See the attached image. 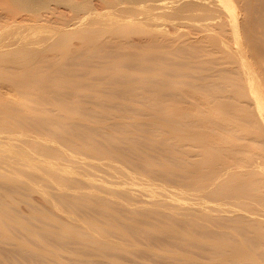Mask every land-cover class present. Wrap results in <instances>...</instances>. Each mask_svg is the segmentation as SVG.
<instances>
[{
	"label": "bare ground",
	"instance_id": "1",
	"mask_svg": "<svg viewBox=\"0 0 264 264\" xmlns=\"http://www.w3.org/2000/svg\"><path fill=\"white\" fill-rule=\"evenodd\" d=\"M166 1H3L14 7L0 13V179L31 170L44 201L19 216L0 186V247L32 264H264V13L256 0ZM52 2L74 16L57 19ZM89 207L117 224L64 221ZM71 245L87 257L64 258Z\"/></svg>",
	"mask_w": 264,
	"mask_h": 264
},
{
	"label": "rangeland",
	"instance_id": "2",
	"mask_svg": "<svg viewBox=\"0 0 264 264\" xmlns=\"http://www.w3.org/2000/svg\"><path fill=\"white\" fill-rule=\"evenodd\" d=\"M4 1V0H3ZM3 1L2 0H0V13L1 12H3L4 13V11L2 10L4 7H9V8H13L14 6H12L11 4H3ZM75 1H78V0H75ZM256 1H260L259 3H261V4H259V7H257V3L258 2H256ZM256 1H254V2H256V3H254V5H256V9H257V11L259 12V13H261L262 14V12L264 13V10H263V8L262 7H264V6H262V3H264V2H262V0H256ZM166 2H168V0L166 1ZM169 2H171V1H169ZM5 3V2H4ZM52 3H55V2H52ZM51 3V7H53L54 9H56V11L54 10V12H56L55 14H56V18L57 19H59V20H62V19H64V20H66V19H68V18H70V17H72V16H74V9L70 6V5H67V4H63L62 2V4L60 3V5H59V3L58 4H52ZM4 5V6H3ZM58 5V6H57ZM261 5V6H260ZM3 6V7H2ZM54 6H57V7H54ZM2 7V8H1ZM260 11H259V10ZM253 10V12H255L256 10H254V9H252ZM261 10H262V12H261ZM16 11V10H15ZM25 12H23V9H22V13H21V11L19 12V10H18V13L22 16L23 14H24V16L27 14L28 15V11L27 10H24ZM256 11V12H257ZM9 12H10V10H9ZM17 12V11H16ZM257 12V16H258V13ZM10 13H12V12H10ZM13 13H15V12H13ZM13 13L12 14H9V15H13ZM18 13H16V14H18ZM5 14V13H4ZM18 14V16H16V17H18V18H20L21 16ZM260 14V15H261ZM1 15V14H0ZM30 15V14H29ZM253 15H256V13H254ZM20 16V17H19ZM1 17H2V15L0 16V19H1ZM55 18V19H56ZM261 26H263L264 27V16H261V18H260V20H259V22H258ZM169 27V26H168ZM171 30L172 31V29H171V27L170 28H168V30ZM259 34H260V32H259V30L257 31ZM194 35V34H193ZM195 35H196V33H195ZM197 35H199V34H197ZM196 35V36H197ZM261 35V34H260ZM260 44V43H259ZM256 48H258V52H260V55L263 53L261 50L259 51V49L261 48L262 49V47H260V45H259V47H258V45L256 46ZM255 48V49H256ZM159 50H160V48H159ZM257 50V49H256ZM263 51H264V49H262ZM158 53V52H157ZM156 53V54H157ZM262 56H263V59H264V53L262 54ZM183 57V56H182ZM100 75V74H99ZM99 75L98 76H96V78L94 77L93 79H96V83H97V81L99 82V83H106L107 81H105V82H103V81H99L100 79H101V75H100V77H99ZM98 77V78H97ZM100 78V79H99ZM104 79V77H103V75H102V79L101 80H103ZM94 81V80H93ZM101 83V84H102ZM113 92H117V93H121V92H118V91H113ZM108 94H110V92L109 91H107V92H105L104 93V95H108ZM188 94H192V95H200V93L199 92H189ZM82 98H83V96H82ZM81 98V99H82ZM83 100H84V102H89V100H90V98H88V97H84L83 98ZM132 105V104H131ZM89 106H91L90 104H89ZM141 107V108H144V105L142 104V103H137V102H135L134 104H133V106L132 107ZM209 108H206V107H204L203 108V110L204 111H207ZM130 111H131V109H130ZM129 111V112H130ZM129 112H127V113H129ZM131 121V120H130ZM112 122H114V120L113 119H106V120H96V124H99V125H105V126H109V125H111L112 124ZM31 127H32V125H31V123H26V124H24L21 128H20V131H21V133H19L17 136H20V135H23L22 133H25L26 131H30V129H31ZM79 141L80 142H82V138L81 139H79ZM185 145H186V148L187 149H189V150H193V144H189V143H185ZM27 147V149H28V151H32V148H30V147H28V146H26ZM139 169H141V168H135V170L136 171H138L139 173H143V171H145L144 169H142V170H139ZM3 173H4V176H5V178H4V182H2L1 180L2 179H0V181L2 182V183H0V186L2 185L3 186V190H4V193H2V194H5V193H9V196L11 197V198H8L7 199V202L8 203H13L14 204V206H17V207H15L14 209H15V211L16 212H18V213H20L18 210H20L21 211V213L23 212V210H24V212H25V215H26V213H28L29 211L28 210H30V207H29V209L27 210V208H28V205H25L27 202H29V203H35V204H33V205H31V206H35L36 204L37 205H41V201H44V197H43V195H42V193L40 192V191H38V190H34V189H32L31 188V186L28 184V181H29V179L31 178V177H33L34 175L32 174V172H31V170L27 173V171H23V172H21L20 174L21 175H19L20 176V179L21 180H23V182L22 183H19V184H24L26 187H27V189H25V188H23V189H20L19 187H18V185L19 184H12L10 181H9V179L11 178V177H14L15 176V174H17V169H10L9 167H7V168H5V169H3ZM36 176V178L38 179V181H40L42 184H46V182H44V181H42L41 180V177H40V175L39 174H37V175H35ZM188 176V175H187ZM260 178H263V175H261L260 176ZM190 179H193V178H191L190 177ZM163 180H164V182H166V183H168L170 186H177V180H169V179H165V178H163ZM13 187V188H12ZM14 187H16V189L14 188ZM1 188V187H0ZM18 188V189H17ZM22 188V187H21ZM25 189V190H24ZM172 190L174 189V188H171ZM2 189H1V191H3ZM20 191L21 193L20 194H17V193H15L16 191ZM0 191V192H1ZM16 194V195H15ZM131 195V198H132V204H136L137 206H139V207H141V203H138V202H136L137 201V198H136V196H135V194H130ZM112 199V198H111ZM14 201H16L17 203H18V201H20L18 204H16V202H14ZM40 202V203H39ZM39 203V204H38ZM18 205H20V206H18ZM20 208V209H19ZM13 209V210H14ZM13 212V213H16V212ZM24 212H23V214H19V216L20 215H24ZM17 213V214H18ZM123 214H125L124 212H122ZM16 214V215H17ZM24 215V216H25ZM28 215V214H27ZM123 218H125V217H127V215H124V216H122ZM138 218L139 219H141V220H144V216H138ZM83 220H94L95 221V223L99 226V227H102L103 226V230L104 229H106V228H108L111 224H117V223H113V222H110L107 218H105V217H102L101 216V214L99 213V211H97L94 207H89V208H83V209H80L78 212H69V211H67V210H65L64 211V221H67V222H70L71 224H80V221H83ZM134 223H136V224H138L139 226H141V227H143V226H147V224H148V222H146V223H137V222H135L134 220L133 221H130V224H134ZM15 231V230H14ZM134 232H136V233H133L134 235H139V237L141 238V240H144L147 236H149L150 234H153L154 233V231H152V230H142V231H134ZM15 234H16V232H14ZM18 233V232H17ZM122 233H125V234H127V233H132L131 231H123V232H119V233H115L114 235H118V236H122L121 234ZM19 234V233H18ZM18 234H16L15 236H14V238L15 239H18V240H20L23 236L22 235H18ZM17 236L19 237V236H21V238L19 239V238H17ZM31 238V237H30ZM30 238H26V237H24V238H22V239H25V240H30V241H32V239H30ZM17 240V241H18ZM24 240V241H25ZM35 240V239H34ZM32 241L31 243H32V246L31 247H33V244H35V247L37 248V249H35L36 251L37 250H39V246L37 245V244H39V243H37V242H39L38 240L39 239H36L37 240V242L36 241ZM30 241L29 242H27L28 244L30 243ZM33 242H35V243H33ZM37 243V244H36ZM54 243V242H53ZM2 245V244H1ZM5 245V246H4ZM4 245H2L1 247H0V251H1V253H2V260H3V258H5V259H8V260H6V262L5 263H7V264H11L12 262H14V264H18L20 261H22L21 263L23 264L24 262H26L27 261V263L29 264V263H31V262H29V261H32V260H34L35 261V259H36V261L35 262H38V263H40L38 260H37V257L35 258V257H31V258H34V259H32L31 260V258H29V256H27V254H26V256H25V254H22V253H16L12 248V245L11 244H9V246H11V247H9V246H7L6 247V245L7 244H4ZM29 245H31V244H29ZM37 245V246H36ZM4 246V247H3ZM3 247V248H2ZM5 247H6V249H5ZM8 247H9V249H8ZM75 249H74V248ZM2 248V249H1ZM11 248V249H10ZM34 248V247H33ZM67 248V247H66ZM65 248V249H66ZM68 248H69V245H68ZM67 248V249H68ZM66 249V252H64V258H67L68 257V255H67V252L68 251H71V250H78V252L80 253L79 254V257H78V259H85L86 257H87V252H88V250H85L84 248L83 249H81V246H79V245H76V246H72L71 245V249L69 250H67ZM11 250H12V252H11ZM15 253H14V252ZM13 253V254H12ZM14 254H16V256L14 255ZM17 254H18V256H17ZM24 255L25 256V258L22 256V255ZM5 255V256H4ZM7 256V257H6ZM32 256H34V255H32ZM110 256H112V255H108V257L107 258H105L104 260L102 259V258H99V257H94V256H88L89 258H95L98 262H104V263H102V264H112V263H110L108 260H109V257ZM147 257H148V260H147V258H146V260L148 261H146L147 263H150V264H164V258H162V257H158L157 255H153V256H150V255H146ZM145 256V257H146ZM122 257V256H121ZM143 257V256H142ZM145 257H144V259H145ZM149 257H150V259H149ZM4 259V260H5ZM14 259V260H13ZM27 259V260H26ZM39 260H40V258H38ZM119 259H120V262H117V263H114V264H133V262H134V259L131 257V256H123V259L122 258H120L119 257ZM152 259V260H151ZM11 262H10V261ZM26 260V261H25ZM18 263H17V262ZM46 261V260H45ZM150 261V262H149ZM34 262V263H35ZM46 262H48L47 264H50L49 263V261H46ZM50 262L51 263H53L51 260H50ZM166 262V261H165ZM32 263H33V261H32ZM31 263V264H32ZM37 263V264H38ZM42 263H44L43 261H41V264ZM45 264V263H44Z\"/></svg>",
	"mask_w": 264,
	"mask_h": 264
}]
</instances>
